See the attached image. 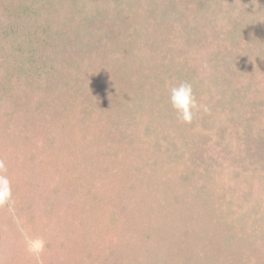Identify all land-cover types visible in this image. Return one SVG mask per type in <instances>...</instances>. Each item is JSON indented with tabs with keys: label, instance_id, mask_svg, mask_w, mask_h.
Listing matches in <instances>:
<instances>
[{
	"label": "rangeland",
	"instance_id": "1",
	"mask_svg": "<svg viewBox=\"0 0 264 264\" xmlns=\"http://www.w3.org/2000/svg\"><path fill=\"white\" fill-rule=\"evenodd\" d=\"M48 1L53 4L50 12L55 4L62 6L52 13L53 18L39 16L42 21L53 20L52 27V20L44 22L46 33L41 35L53 41L51 51L44 50L52 66L49 74L44 73L43 79H37L34 86L26 84L24 91L37 107L39 123L37 118L31 120L32 124L26 121L22 131L20 122L13 128L0 127V162L4 165L0 175L10 179L12 191L10 201L0 203V264H264V173L258 177L256 168L252 167L257 163L250 160L249 166H243L247 155L257 160L263 154L252 149L254 155H260L256 159L247 150L249 142L254 145L263 142L264 147V131L256 127V111L240 110L237 102L241 99L233 101L219 89L218 105L208 103L215 101L211 96H206L205 102L200 99L203 104L194 113V123L182 122L176 113L169 116L164 113V105L157 101L158 93L153 94L158 82L150 78L153 84L150 85L144 78L154 73L151 71L152 46L158 44L162 50L166 33L174 26L173 20H169L171 29L166 30L164 22L154 37L136 46L135 50L149 47L150 54L136 68L135 62L140 61L143 53L131 50L128 44L115 45L114 38L108 34L114 23L117 28L113 29L118 30L120 25L115 18L100 19L94 0L87 5L82 0ZM225 1L218 12L214 3L209 8L208 13L220 14L215 23L218 29L224 28L219 18L227 20L231 15L228 12L232 1ZM110 3L103 8L111 10ZM238 3L239 18H244L240 16L241 9L247 15L260 9H254L250 1L238 0ZM33 4L34 0H0V16L14 12L12 9L20 5L34 8ZM65 10V16L60 14ZM263 12H259L262 18ZM24 13L28 14L25 19L23 16L27 22L32 16L28 11ZM98 26L104 35L88 34V28ZM209 32L213 34V30ZM255 34L254 39H264V24ZM203 39L197 36L191 48L195 57L183 63L190 64L197 74L193 75L197 80L192 87L214 96L213 87L198 88L203 78L199 76L215 78L227 70L212 68L210 62L216 60L208 57L209 39L207 44H202ZM38 41L29 40L26 48L17 52L18 59L12 65L28 63L27 55L36 49ZM174 41L183 43L182 37H174ZM218 43L216 49H220L221 43ZM114 51L120 52L117 62L113 61ZM71 56L83 66L80 70L72 68ZM255 56L264 70V58ZM92 58L95 63L89 67L92 76L89 80L84 76L88 69L85 65ZM170 62L166 66L178 67L176 63L180 60ZM16 69L14 80L19 77ZM4 70L0 77L5 83ZM106 70L103 77H96ZM114 75L115 80L111 79ZM261 80L264 86V78ZM63 81L66 87L61 97L69 98L65 108L60 97L53 101L44 98L56 88L55 84ZM75 89H79V96L74 93ZM140 93H145L142 97L145 115L139 117L133 112L121 117L118 112H126L125 102L130 103ZM92 99L99 102L97 113L86 111L85 105ZM108 104L115 108L102 109ZM43 115L47 117L40 122ZM245 117L250 118L251 125L254 123V134L248 141L233 134L235 137L229 141L225 130L243 129ZM260 123L264 127V120ZM147 127L159 130H153L149 138L143 139L141 131ZM160 132L166 144L177 146L180 137L191 141L190 156L194 152L200 157L207 151L221 153L220 168L209 186L214 191L209 190L212 195L206 204L196 198L188 199L198 181L195 175L186 179L185 174L170 171L166 163L169 158L165 159V155L173 157L171 153L176 148L162 146L163 155L156 153L158 140L154 138ZM219 137L225 144L229 142L225 149L216 143ZM219 200L223 207L231 203L241 206L230 229L221 223L219 214L211 219L214 208L222 205ZM247 208L250 214L246 217ZM232 234L239 235L240 239H232ZM30 245L32 251H29Z\"/></svg>",
	"mask_w": 264,
	"mask_h": 264
},
{
	"label": "trees",
	"instance_id": "2",
	"mask_svg": "<svg viewBox=\"0 0 264 264\" xmlns=\"http://www.w3.org/2000/svg\"><path fill=\"white\" fill-rule=\"evenodd\" d=\"M82 1L85 5L93 2V0ZM108 1H111V3L109 4L112 5L111 10H105L103 8V6H105L104 4H108ZM224 1L225 0H94V3L98 7L100 19L115 18V20H117L118 24L120 25L118 30H116L113 28H117V23H114L111 26L108 34L114 38V41L116 42L115 45L118 44V42L124 45L128 44L131 46V50H135L137 45H141L144 42H147V40H150L151 37H154V35L157 34L156 30H158L160 25H162L164 22L166 24V30L171 29V27H169V20H173L175 22L171 32L169 34L166 33L165 45L162 50L160 49V46L158 44H156V46H152V50L150 52H152L151 56H154V60L152 59L154 65L152 66L151 71L154 73H148L144 78V82L146 81L150 83V78H152L155 82H158V88L155 89L153 94L156 95L158 93L156 98L158 102L164 105V113H168L169 116H171V113L175 114V111L172 109L170 103L168 102L169 88L182 81H187L192 84L195 80H197L196 76H193L194 74H196L193 67L191 66L190 68V64L183 63V60L190 61L191 56L195 57L196 53H193V49L191 48L195 46L197 36H199L204 38L201 41L203 42L202 44H207L206 41L207 39H209V45L207 46L208 48H210L208 57L212 56V60H216V62H210V64H212V68L216 71H218L220 68H225L227 71L224 75H220L218 73L215 78L213 77L203 79L206 77V75L202 74L199 76L203 78L199 80L200 83L198 84V88H203L209 85L215 89L216 93L214 94V96L208 95L207 93L206 95L204 92H201V90H197L196 87L193 88L198 105L203 104L201 102L203 100H200L201 98L204 99L203 102L206 101V96L215 98V101L214 99H212V101L208 102L209 104L212 103L214 105H218L219 102L217 94L220 89L223 96L230 98L233 101H238V99H241L237 102V106H239L240 110L246 111L247 109H254L257 114L256 127L259 130L261 127V129L264 131V127L261 126L262 124L260 123L264 120V86H262L263 81L261 80L262 78H264V70L262 63L259 61V59H256L257 57L255 56L256 54H258L259 56H261V58H264V39L262 38L261 41L254 39L255 36H257L255 33L259 30L260 26L264 24V17H261L262 13L259 14V12L264 11V6H262L264 5V0H246L247 2L250 1L253 4L252 7L254 9H260L255 11V13L252 15H247V12L241 9L240 16H243L244 18L237 17L239 15L238 13L240 9L238 0H228V3L232 1V4L230 5L231 9L229 8L228 12V14L230 13L231 15H228L230 17L226 18L227 20H225V18H219L220 21H222V25L224 26V28L221 27L220 29H218L219 26H217L215 23L218 21L216 20V18L220 14L217 15V12L220 7H222ZM212 3H214L217 8V12L215 14L208 13L210 6L212 7ZM52 5L53 4L48 0H34V8L29 5H20L18 9L15 7L12 9L14 10V12H4L3 15L0 16L2 18L0 20V59L2 61H0V74L3 68L6 72L5 83L0 77L1 129H3V126L13 128L16 126L17 122H20V129L22 131L26 127V121L32 124L31 120H35L36 118L37 122L39 123V118L35 113L37 111V107L34 106V104L30 101L27 93L24 91H26V84L34 86V83L37 81V79H39L40 81L43 79L44 73H50L48 69L52 66V60L46 58L47 54L44 52V50L50 49L51 51L54 45L52 44L53 41H47L48 39H44L43 37H41V35H43V33H46L44 22L46 20L52 19L44 18L45 21H42V19H39V16L43 15L46 18H53L52 13L54 11L56 12V10H61L62 6L55 4L53 12H50ZM24 10L28 11L32 16L31 19L27 22L24 19L26 18V16L28 17V14L24 13ZM66 12V10L61 11L60 14H63L65 16ZM24 15L25 17L23 19ZM100 19H98L97 21H99ZM52 22L53 20L51 21V27ZM23 28L24 30L21 31ZM100 28V26H98V28H88V34L93 35L95 32L96 35H104V32H99ZM214 28H217V30H214ZM212 30L213 34L209 32ZM115 33L117 36L115 35ZM119 35L121 37L124 36V38L122 37V39L120 40ZM116 37L117 39H115ZM174 37H182L183 43L179 45L177 41H174ZM36 39L39 40L37 43L38 46L36 45V49L33 48L34 51L31 55H27L26 60L28 61V63L23 64V62L19 61L20 63L17 62L18 64L16 63L12 65V63L16 62V60L18 59L17 52H19L20 50H24L29 40ZM218 41L221 43L220 49H216V47L219 46ZM144 48L145 49L138 48L137 50H135L136 52L143 53L140 61L135 62L136 68L141 67L139 64H142L141 60H146V56L148 58L150 57L149 47L144 46ZM117 49L119 48L116 47V50ZM96 51L97 50H95V52ZM119 55L120 52L114 51L112 54L113 61L117 62L116 58H119ZM173 60H180L179 63H176L178 64V67H171V65L166 66L167 62H172ZM70 61L73 62L72 68L74 69L80 70L83 67L78 61L73 60L72 56ZM94 63V59L92 58L91 61H88V63L85 65V67H87L88 69L87 73L84 76L89 80H92V76L89 72V67ZM179 64L181 65L179 66ZM182 64L184 65V67L182 66ZM15 68H17L16 70L19 74L18 80L13 79V71ZM129 70L131 71V69ZM180 71L182 72V74L178 75L177 73H179ZM106 72L107 70L102 71V74H98L96 75V77L98 78L99 75H102L103 77L105 75L104 73ZM127 74L129 73L127 72ZM132 76L133 75L130 72V77L128 76V79L130 81ZM178 76L183 79H174ZM116 77V75H114L113 77L111 76V79L115 80ZM129 80H127V82ZM55 85L56 88L50 90L51 92L49 93V95L51 94V97L49 98V95H47V97L44 98H47L46 100L49 99V101H53L56 100V98L60 97V103L63 105V108H65L64 106H67V104L69 103V98L61 97V95L65 94L64 89L66 87V83L65 81H63ZM150 85L153 84L150 83ZM143 86H146V84L144 83ZM166 90H168V93L166 92ZM75 91L76 92L74 93L79 96V89H75ZM144 95L145 93H140L139 95L136 94L134 98L130 99V103L125 102L127 103L125 104V107L127 108L125 109L126 112L121 113L119 111L118 114H121V117L129 115L133 112H135V116L139 115V117H141L143 116V114L145 115L146 110L144 112V109L146 107H144V102L142 101V97ZM258 97H261V100ZM38 99H40L39 103H41L40 96ZM243 101L247 102L243 103ZM85 107L88 113H97L96 110L99 107V102L96 99L89 100L88 103H86ZM109 108L115 107L110 106V104H108L107 107L105 105L102 106V109ZM109 113H111V111L105 114L107 115ZM46 117L45 115H43V118L42 120H40V122H43L44 118ZM136 118L137 117H135V119ZM242 123L243 129L241 130L240 127L235 128L236 131L233 128L225 130V134L229 136V141L235 136H243L242 138L248 141V139L254 134L256 128L255 125H253L254 123L252 125L250 124L249 117H245L242 120ZM115 125L116 124H114L113 126L115 127ZM144 129V131H141L142 133H144L143 139L145 137L149 138V134L150 132H153V130H156V132L157 130H159V128L153 129L150 127ZM189 129L193 128L190 127ZM233 134H235V136H233ZM156 136L157 137L154 136V139L158 140V144L155 145L157 154L163 155V153H161L162 146H164V149L167 147L171 148L172 150L176 148L175 151L171 153V155L174 154L173 157H168L167 155H165V159L169 158V162H166L165 160L164 161L169 165V169H171L170 171L183 173L186 175V179L192 177V175H195L198 178L197 183L193 186L194 192L190 193L191 196L188 199L194 200V198H196L201 201L202 204H206L210 200L212 195L209 192V190L212 191L213 189V187H209L210 182L212 179H215L218 168H220L221 165L218 161L221 158V153L219 151H216L215 154H209V152L207 151L202 157H200L194 152V154L190 156L188 155V153H190L189 147L191 141H184L180 137V141H177L178 145L175 146V143L174 145H170L169 143L166 144V142L164 141L165 138H163L164 135L161 132L159 133V137L158 134ZM216 143L218 145H221V147L225 149L226 145L229 142L225 144L224 140L219 137L218 142ZM262 146L263 142L256 143L255 145L249 142V147L247 148L248 151L251 150V153L253 154V149L255 153L260 151L263 154L260 158L259 154H253L256 159L259 158L257 160L249 159V156L247 155L243 164V166H246V164L247 166H249L250 161L257 163L252 167L256 168L254 169V172L258 177L262 176L264 173V167L263 169L260 167V165L264 166V147ZM152 153H155V151ZM221 201L222 200H219V204L221 203L222 205L219 207V209L214 208V211L211 214V219L219 214V220L221 221V223L223 225L225 223V226L230 229V227L234 223V218H238L236 213H238L237 209L241 208V206L239 204L232 205L231 203V205L223 207V202ZM251 211L254 210L251 209ZM244 213V215L247 217L250 214L249 208H247ZM233 215H235V217H233ZM231 237H233L232 239H240L239 235L236 236V234H232ZM246 239L249 238L247 237ZM252 258L253 257L251 256V260Z\"/></svg>",
	"mask_w": 264,
	"mask_h": 264
},
{
	"label": "clouds",
	"instance_id": "3",
	"mask_svg": "<svg viewBox=\"0 0 264 264\" xmlns=\"http://www.w3.org/2000/svg\"><path fill=\"white\" fill-rule=\"evenodd\" d=\"M168 102L179 120L188 124L193 122L194 113L199 109V105L191 83L182 81L171 86L169 88ZM3 167V163L0 162V169ZM11 195L10 179L6 175H0V203L10 201ZM32 250L30 245L29 251Z\"/></svg>",
	"mask_w": 264,
	"mask_h": 264
}]
</instances>
